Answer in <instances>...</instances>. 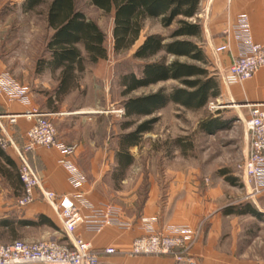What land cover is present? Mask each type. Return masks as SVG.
Returning a JSON list of instances; mask_svg holds the SVG:
<instances>
[{"label":"rangeland","instance_id":"1","mask_svg":"<svg viewBox=\"0 0 264 264\" xmlns=\"http://www.w3.org/2000/svg\"><path fill=\"white\" fill-rule=\"evenodd\" d=\"M49 1L46 0L32 11H25L21 7L22 0H0V72L7 73L14 82L27 88V93L37 89H42L43 92H45L44 89L49 90L48 87L55 82L58 72L52 74L48 68H44L37 73L35 67V61L44 53V44L51 33L45 20ZM198 4L196 18L200 19L203 31L206 23L202 12L204 4L202 0H199ZM75 5L103 31L106 37L104 45L107 58L96 64H86L85 70L79 77V87L68 93L62 107L67 111H82L70 117L71 126L78 123L82 126L81 128H88L87 125L94 122L96 135L108 137L107 145L113 148L117 141V134L132 129L127 128L124 131L120 129L119 125L124 119V114L119 116L109 112L113 107L122 108L120 102L128 96H139L154 92L160 87L169 89L171 86L178 85L172 79L159 81L140 87L123 97L118 79L122 72L138 70L141 61L133 59L132 53L145 34L160 33L167 37L176 23L163 27L157 19L147 20L139 40L131 48L117 53L112 50V13H105L98 7H94L89 0H75ZM202 33L203 48L212 62L210 70H214L220 81L219 70L206 44L205 33ZM157 57L154 56V58ZM179 60L183 61L186 58L180 57ZM217 99L220 101L217 104L220 105L218 108L209 105L210 101L204 108L197 111L170 102L155 114L138 118L140 122L154 117L156 123L151 131L142 135L140 145L130 149L135 160L132 167L124 174L125 181L114 182L112 186H108L105 195L108 203L123 206L126 213L130 215L142 206L152 185L159 187L158 200L164 202L169 182L163 176L172 172H182L187 176L180 183L186 184L185 195L189 194L187 200L193 207L189 209L191 213L187 211L186 216L192 217L194 222L192 226L198 231L197 238L189 249L196 264L206 260L203 245L207 243H210L217 263L264 264V219L248 213L239 215L223 212L227 207L245 203L255 206V199L247 197V191L238 171V162L244 156L242 146L245 133L244 120L241 117L243 114L246 116L247 109L238 108L239 103H226L219 97ZM211 101L215 104L216 98ZM88 110H94L96 114ZM218 111L222 119L228 123V128L217 130L214 134L202 131L201 119L214 116ZM54 125L56 128V124ZM105 125L107 129L104 128ZM4 126L9 132L7 126ZM57 133L56 130V135ZM175 138H181L183 142L181 149L173 143ZM223 169L228 171V175L237 177L235 185L228 184L220 172ZM150 176L154 179L153 182ZM6 187V183L0 181V216L8 214L11 217H27L31 214L35 217L37 213L32 212L34 206L44 205L45 207L46 205L43 198L36 197L28 205L20 206L19 199L22 193L18 195L17 192L13 193ZM261 202L264 203L263 199ZM261 212L264 214V211ZM2 230L0 228V243H8L14 239L29 241L45 238L63 241L66 238L61 228L56 225L55 227L28 226L17 229L14 233L4 234L1 233ZM197 243L200 245L201 252L198 256H193L191 249Z\"/></svg>","mask_w":264,"mask_h":264},{"label":"trees","instance_id":"2","mask_svg":"<svg viewBox=\"0 0 264 264\" xmlns=\"http://www.w3.org/2000/svg\"><path fill=\"white\" fill-rule=\"evenodd\" d=\"M46 0H22L21 7L32 11ZM90 4L105 13H112L111 30L112 50L117 53L131 48L140 38L147 20L157 19L163 27L173 23L176 26L166 37L160 33L145 34L134 48L132 58L140 62L138 70H128L119 76L120 93L123 97L130 92L155 84L159 81L175 80L178 85L169 89L160 87L154 92L139 96H128L121 100L124 108V119L119 127L115 144L114 175L123 178L129 165L134 162L132 147H138L143 134L153 129L156 118L143 119L164 108L170 102L189 110H199L220 96V81L214 70H210L212 62L203 48L202 24L196 18L199 0H89ZM46 23L51 30L44 44L43 54L35 61L37 73L48 68L56 74V84L45 92L48 106L55 107L74 89L79 87V77L86 64H96L107 58L105 36L98 24L87 18L75 5V0H50L47 4ZM191 19V20H189ZM154 56H158L154 58ZM168 57L170 59L168 60ZM185 57L186 60H179ZM219 113V111H218ZM201 119L200 127L207 134L228 128L226 120L218 114ZM5 114V112H0ZM180 147L181 138L173 139ZM228 184L235 185L237 177L228 175L225 169L220 171ZM0 174L11 185L22 192L23 183L19 177V169L13 159L5 153L0 143ZM225 214L248 213L264 219L263 212L255 206L245 203L227 207ZM263 214V215H262ZM51 226L53 221L44 213L35 218L0 217L1 233H14L17 229L28 226Z\"/></svg>","mask_w":264,"mask_h":264},{"label":"built area","instance_id":"3","mask_svg":"<svg viewBox=\"0 0 264 264\" xmlns=\"http://www.w3.org/2000/svg\"><path fill=\"white\" fill-rule=\"evenodd\" d=\"M228 29L234 32L237 50L232 53L229 41L213 46L215 54L228 53L230 64L220 74L222 83L239 84L254 76L256 71L264 67V44L254 42L250 32L249 17L240 14ZM27 88L18 85L5 72H0V93L8 102L18 101L29 103ZM216 103L210 101L212 107ZM248 115L244 117V129L247 133L246 150L238 165V171L247 197L257 199L264 197V102H246ZM224 106V105H223ZM121 116L123 108H112L111 111ZM49 112L29 106L19 112H11L5 116L8 123L14 124L22 117L31 121L24 135V143L18 145L0 122V143L3 147L11 145L18 155L19 177L23 183L20 206H26L36 197H41L54 211L58 225L65 234L63 241L51 239L23 240L14 239L8 243H0V264H99V254L95 252L89 240L75 235L77 227L82 226L87 232L100 233L105 227L112 226L129 229L131 221L122 216V210L116 204L100 202L93 204L82 191L86 178L82 171L71 160L73 146L66 145L56 137V128ZM53 147L59 150L62 158L59 163L67 172V182L73 187L69 194H61L48 189L41 182L40 175L31 166L27 152L36 146ZM264 211V209H263ZM154 219L144 220V234L134 237L131 241L130 254H169L174 264H196L190 254V247L197 238V229L191 225L167 226L157 231L153 225ZM104 252L114 254L113 247H104Z\"/></svg>","mask_w":264,"mask_h":264},{"label":"crops","instance_id":"4","mask_svg":"<svg viewBox=\"0 0 264 264\" xmlns=\"http://www.w3.org/2000/svg\"><path fill=\"white\" fill-rule=\"evenodd\" d=\"M202 2L204 4L202 12L206 19L202 32L205 33L206 44L220 74L230 64V58L228 53L215 54L213 52V46L220 44L227 38L231 52L234 53L237 50L234 32L228 29L229 34H226L225 30L230 28V25L237 20L240 14H245L249 17V26L253 41L264 44V0H202ZM51 84H49V90L54 87L56 81ZM220 87L221 94L219 98H221L222 102L239 103L240 107L238 108L243 107L247 109L243 105L246 102H264V67L259 68L253 77L242 81V83L227 86L220 83ZM49 90L44 89L45 92ZM45 92L42 89L30 90L27 93V96H29L28 104H22L18 101L8 102L7 98L0 93V112H5V114L0 115L19 112L29 106H35L38 110L51 113L50 117L53 119V124H56V130L58 132L56 135L57 139L66 145L73 146L74 149L69 156V160L79 167L86 178V182L82 187L84 196L93 204H100V202L108 203V198L105 195L106 188L112 186L114 182L123 183L126 179L125 177L117 178L114 175L115 146L109 148L107 145L108 137L104 136L103 138L96 135V124L94 122L89 123L87 125L88 128L83 127L84 129L78 123H74L75 125L71 126L69 122L70 117L80 114L82 111H77L79 112L77 113L75 111L65 110L62 107L63 101L59 102L55 107L48 106ZM88 111L93 112L94 110ZM246 116L243 114L241 119L244 120ZM0 122L7 126L8 133L18 145L24 143V135L27 128L30 127L31 121L20 117L16 123L10 125L7 118L3 116L0 118ZM104 128L107 129V126L105 125ZM246 142L247 133H245L242 146L244 153L246 150ZM4 151L15 161L18 167L19 160L14 147L8 145L4 147ZM26 154L31 166L40 175L41 182L48 189L61 194H69L73 191V187L67 182V172L59 163L62 154L58 149L41 145L36 146ZM133 163L129 165V168L132 167ZM186 176L182 172H172V174L163 176L169 182L166 189L167 197L164 202L158 200L160 198L158 195L159 187L157 188V186L152 185L148 191V197H146L144 203L137 211L129 215L123 206H120L122 208V216L132 223L129 229L107 226L100 233H92L89 231L86 232L82 226H79L75 230V235L91 242L95 252L99 254V264H174V259L169 254L141 255L130 254L128 251L134 237L144 234V220L154 219L153 225L157 231L173 225H194L192 217L186 216L187 211L193 209L190 201L187 200L189 194L185 195L187 190L186 184L180 183L185 180ZM150 180L152 182L154 181L151 176ZM0 181L6 183V188L13 193H22L15 185H11L4 180L1 174ZM261 198L264 202L263 196H259L254 201L259 211H263L264 209V203L261 202ZM32 212L37 213L36 216L44 213L53 221L54 225L59 226L54 211L51 210L47 203L45 207L44 205H35ZM0 217L11 216L3 214ZM35 217H32L30 214L27 217L21 218L28 219ZM104 247H113L116 252L114 254L105 253L103 250ZM191 250L193 251V256H198V253L201 252L199 243L195 244ZM203 251L206 252L204 254L206 260L200 264H221L215 261L216 257L213 256L210 243L203 245Z\"/></svg>","mask_w":264,"mask_h":264},{"label":"bare ground","instance_id":"5","mask_svg":"<svg viewBox=\"0 0 264 264\" xmlns=\"http://www.w3.org/2000/svg\"><path fill=\"white\" fill-rule=\"evenodd\" d=\"M94 112V111H93Z\"/></svg>","mask_w":264,"mask_h":264}]
</instances>
